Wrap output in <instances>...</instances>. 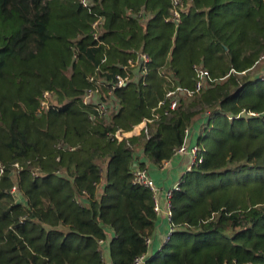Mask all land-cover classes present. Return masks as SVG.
<instances>
[{
	"label": "trees",
	"instance_id": "1",
	"mask_svg": "<svg viewBox=\"0 0 264 264\" xmlns=\"http://www.w3.org/2000/svg\"><path fill=\"white\" fill-rule=\"evenodd\" d=\"M184 1L177 26L173 0H0V264H107L105 250L134 264L158 214L133 170L172 160L195 129L203 162L173 192L175 231L149 264H264V80L250 76L264 0ZM199 67L202 90L160 106ZM95 86L105 114L83 103Z\"/></svg>",
	"mask_w": 264,
	"mask_h": 264
},
{
	"label": "built area",
	"instance_id": "2",
	"mask_svg": "<svg viewBox=\"0 0 264 264\" xmlns=\"http://www.w3.org/2000/svg\"><path fill=\"white\" fill-rule=\"evenodd\" d=\"M80 2L82 3L84 7L89 6V0H80ZM188 11H189V5L184 0H173V11L171 12L172 17L170 20L171 23H175L178 26L181 21V16L187 13ZM96 39H97V36H96ZM141 59H143L144 63H148L149 61L146 55H142ZM196 72H197V80L193 88L190 89V88L179 86L176 89L168 90L166 93L165 101L160 103V106L162 104H165L166 101L168 100L169 112H172L176 110L177 107L179 106V100L181 99V97H193L194 95L199 93L202 90L205 81L210 78V74L207 70L201 67L196 68ZM90 82H96V85H101L102 80L100 79V77H96V78L90 77ZM125 85H126V80L119 77V82L117 83V86L123 87ZM100 92H102V87L95 86L94 88H91L86 92V95L83 96L82 100H83L84 105H86L87 107H90L93 110H98L100 113L105 114L106 104L101 103L97 101L96 99V96ZM154 117L156 120L159 119V117L156 116V114H154ZM151 122H153V120H146L143 123L145 124V127H146L147 123H151ZM137 126H132V131ZM145 127L143 129H145ZM186 131L188 135L189 130H186ZM126 133H129V132H118L116 135L120 140H122L123 137H125ZM204 152H205L204 148L199 144H196L195 146L191 148H189L186 144H184L182 147H180L179 149L175 151L174 156H177L179 154H189L190 155L191 159H190L189 165L187 166V170H186L187 172L191 170L193 166L198 165L199 163L203 162ZM168 161H171V160H168ZM13 166L20 169L19 164H14ZM5 169L6 167L2 163H0V175H2L5 172ZM41 175L42 174L37 170L32 171V176L34 178H38ZM132 181L135 185L142 186L145 189H148L150 192H152L153 197H154V210L157 214H160L162 212L161 205H160L161 201L162 200L165 201V208H166L165 215L170 225V230L165 236L164 244L168 243V241L171 238V235L175 231V226L173 224V212H172L171 198L173 196V192L179 189L181 181L178 182L170 190L166 191V194H164V198H161V191L159 189V186L155 182V180L149 175L148 169L135 166V169L133 170V180ZM10 194L13 196L15 200H19L21 198V193H20V189L18 187L17 182L11 188ZM25 220H26V217H19L20 224H24ZM151 242L152 240L150 237L146 239V245L149 250H150ZM103 243L104 242L101 241V244ZM150 257L151 256L149 253L143 254L134 260V264H149V260L151 259ZM225 264H238V263L234 261L231 263L226 262Z\"/></svg>",
	"mask_w": 264,
	"mask_h": 264
},
{
	"label": "crops",
	"instance_id": "3",
	"mask_svg": "<svg viewBox=\"0 0 264 264\" xmlns=\"http://www.w3.org/2000/svg\"><path fill=\"white\" fill-rule=\"evenodd\" d=\"M144 127V123L138 125L133 131L126 133L125 137H132L134 135L140 134ZM199 132H201L200 129H195V131L191 132L187 143L188 147H193L198 143ZM190 159L191 157L189 154H179L175 156L171 161L164 162L161 166L152 165L148 168L149 175L159 186V189L161 191V198H164V194H166V191L170 190L182 180L184 174L186 173ZM160 205L162 212L158 214L157 226L152 236H150L152 242L149 254L154 258L158 255L161 248L163 247L165 236L170 230V225L165 215V201L162 200ZM109 233L110 237L112 238V232L109 231ZM100 245L103 255L105 250L103 248L104 243H100ZM105 252L107 254L106 258H109L110 260V263L108 262L107 264H112L110 253H108L107 250H105Z\"/></svg>",
	"mask_w": 264,
	"mask_h": 264
},
{
	"label": "rangeland",
	"instance_id": "4",
	"mask_svg": "<svg viewBox=\"0 0 264 264\" xmlns=\"http://www.w3.org/2000/svg\"><path fill=\"white\" fill-rule=\"evenodd\" d=\"M250 76H252V79H256L257 77L262 76L261 78H262V80H264V78H263L264 77V60L261 63H259V64L256 65V67L254 68V70H252L250 72ZM51 103H54V102L51 100L50 96L47 95L46 96V101L43 102V107L46 109V108H48V105L51 104ZM249 114L250 115L257 116V113H253V114L249 113ZM210 130H211V128H210ZM106 255L107 254H105V258H106ZM106 262L107 263L108 262L110 263L109 258H106Z\"/></svg>",
	"mask_w": 264,
	"mask_h": 264
}]
</instances>
